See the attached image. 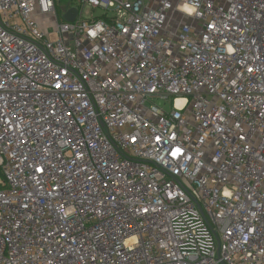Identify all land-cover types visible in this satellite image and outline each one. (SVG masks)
Instances as JSON below:
<instances>
[{
  "label": "built area",
  "instance_id": "built-area-1",
  "mask_svg": "<svg viewBox=\"0 0 264 264\" xmlns=\"http://www.w3.org/2000/svg\"><path fill=\"white\" fill-rule=\"evenodd\" d=\"M0 264H264V0H0Z\"/></svg>",
  "mask_w": 264,
  "mask_h": 264
},
{
  "label": "water",
  "instance_id": "water-1",
  "mask_svg": "<svg viewBox=\"0 0 264 264\" xmlns=\"http://www.w3.org/2000/svg\"><path fill=\"white\" fill-rule=\"evenodd\" d=\"M76 14H77V8H71L65 14H63V19L67 21H73L76 17ZM159 104L162 105L163 102L159 101ZM169 109H170L169 105H166L165 110L168 111Z\"/></svg>",
  "mask_w": 264,
  "mask_h": 264
},
{
  "label": "clouds",
  "instance_id": "clouds-1",
  "mask_svg": "<svg viewBox=\"0 0 264 264\" xmlns=\"http://www.w3.org/2000/svg\"><path fill=\"white\" fill-rule=\"evenodd\" d=\"M195 3L186 2L184 5L181 6V10L185 11L188 14H192L196 9Z\"/></svg>",
  "mask_w": 264,
  "mask_h": 264
},
{
  "label": "rangeland",
  "instance_id": "rangeland-1",
  "mask_svg": "<svg viewBox=\"0 0 264 264\" xmlns=\"http://www.w3.org/2000/svg\"><path fill=\"white\" fill-rule=\"evenodd\" d=\"M89 10L91 11L92 8H91L90 6H87L86 9H85L84 15L88 16V15H87V12H89ZM93 13H94L95 15H98V14H101L102 11H101L100 9H94V10H93ZM50 28H51V27H50Z\"/></svg>",
  "mask_w": 264,
  "mask_h": 264
}]
</instances>
